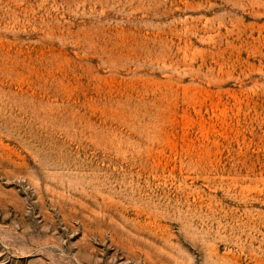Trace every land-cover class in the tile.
<instances>
[{"label":"rangeland","instance_id":"obj_1","mask_svg":"<svg viewBox=\"0 0 264 264\" xmlns=\"http://www.w3.org/2000/svg\"><path fill=\"white\" fill-rule=\"evenodd\" d=\"M0 264H264V0H0Z\"/></svg>","mask_w":264,"mask_h":264}]
</instances>
